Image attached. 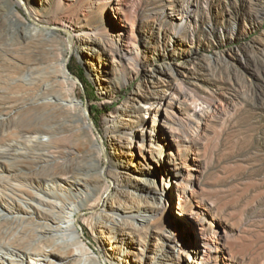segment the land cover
I'll list each match as a JSON object with an SVG mask.
<instances>
[{
  "label": "bare ground",
  "instance_id": "bare-ground-1",
  "mask_svg": "<svg viewBox=\"0 0 264 264\" xmlns=\"http://www.w3.org/2000/svg\"><path fill=\"white\" fill-rule=\"evenodd\" d=\"M70 1L84 12L58 17L60 0H40L32 12L27 6L34 23L57 21L54 29L68 33L59 51V68L48 66L46 72L40 67L45 63L43 45L57 40L55 31L25 26L9 0H0L11 10L10 25L17 22L23 28L18 36H5L4 48L11 52L20 45L27 51L33 46V62L19 64L29 72V86L40 90L28 103L1 104L2 132L9 140L23 138L29 153L9 154L14 164L0 168V264H208L200 244L186 235L193 208L200 209L203 230L209 228L201 212L205 198L196 207L187 201L192 186L185 183L181 164L212 110L209 104H196L188 88L178 89L183 85L180 77L189 78V67L160 66L145 74L144 85L108 117L104 155L67 72L71 56H77L97 73L101 94L111 97L138 75L146 53L160 50L156 44L166 41L175 47L176 36L197 28L193 16L201 11L200 0H159L156 6L142 7L137 28H147L145 37L154 40L152 47L142 48L141 36L134 33L130 38L119 26V0ZM112 19L118 22L113 24L115 39L102 33ZM166 25L170 30L163 29ZM47 50L55 52V47ZM95 66H101V72ZM173 142L179 148L176 154ZM177 191L182 195L175 208ZM167 221L183 231L185 242L168 241ZM89 244H98L97 252ZM207 252H213L211 246Z\"/></svg>",
  "mask_w": 264,
  "mask_h": 264
},
{
  "label": "rangeland",
  "instance_id": "rangeland-1",
  "mask_svg": "<svg viewBox=\"0 0 264 264\" xmlns=\"http://www.w3.org/2000/svg\"><path fill=\"white\" fill-rule=\"evenodd\" d=\"M39 1L24 0L31 12L36 9L34 4ZM119 1L120 28L123 27L130 38L134 33L141 36V48L145 45L152 47L154 40L146 38L147 28H137L142 17L139 10L144 6H156L155 3L159 0ZM9 2L25 26H43L42 29L55 31L57 40L47 44L48 46L43 45L45 63L39 66L45 68L46 72L50 66L57 70L61 57L59 51L64 48L63 41L68 33L63 29H54L57 21L47 20V25L50 26L45 23L38 25L42 24L38 20H35L38 23H34L35 17L31 14L33 20L30 18L28 7L21 4L22 1ZM60 2L62 11L58 13V17L84 12L83 6L78 3L70 0ZM199 5L201 11L197 17L193 16L197 19V28L176 36L175 47L168 45L166 41L156 44L155 46H160V50L154 54L146 53L143 57L145 64L138 68V75L122 84L111 97L101 94L96 82L97 73L91 72L77 56H71L67 68L70 78L75 81L73 93L76 99L83 102V110L104 155V133L108 117L125 104L134 90L144 85L145 74L160 66L187 65L189 78L180 77L183 87L179 85L182 88L178 86V89L188 88L196 104H209L212 110L206 117L204 128L200 130L193 148L181 164L185 183L192 186L187 193V201L189 205L196 207L197 201L201 197L205 198L201 212L207 217L209 228L207 231L203 230L206 227L200 225V209L193 208L189 210L190 230L186 235L200 244V250L210 259L208 264H264V0H200ZM11 15L10 8L2 3L0 113L1 104H25L40 93L39 87L29 86V72L22 70L20 66L23 65L19 64V60L28 64L33 62L32 44L29 45L32 48L28 46L27 51L21 49L20 45H16L11 52L4 48L5 36L15 33L18 36L23 31L21 24L17 22L10 25ZM113 24L118 22L115 19L106 22L102 26V33L115 39ZM170 27L171 25H166L163 29L170 30ZM13 41L17 43L15 37ZM68 43L71 42H67V45ZM53 45L55 52L47 50L53 49ZM165 50L168 55L164 58ZM100 67L97 69L95 66V69L101 72ZM2 130L0 127V168L14 164L15 161L9 154L29 153L23 145V138L20 139L17 135L9 140ZM176 143L173 142L175 154L179 152ZM106 148L109 153L110 150ZM181 195V191L174 195L175 208ZM174 213L178 214L179 211L174 210ZM164 227L169 242H185V235L179 228L170 225L168 221ZM84 229L87 238L91 239L90 231L86 227ZM89 246L97 252L98 244H95L96 247L91 244ZM210 246L213 252L209 254L207 250Z\"/></svg>",
  "mask_w": 264,
  "mask_h": 264
},
{
  "label": "water",
  "instance_id": "water-1",
  "mask_svg": "<svg viewBox=\"0 0 264 264\" xmlns=\"http://www.w3.org/2000/svg\"><path fill=\"white\" fill-rule=\"evenodd\" d=\"M69 53H70V50H69ZM68 60H69V57L67 58L66 64L68 63ZM67 72H68V70H67ZM68 73H69V72H68ZM73 78H74L77 82H79L78 79H77L76 77L73 76ZM85 109L87 110L86 107H85Z\"/></svg>",
  "mask_w": 264,
  "mask_h": 264
}]
</instances>
